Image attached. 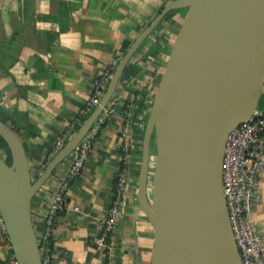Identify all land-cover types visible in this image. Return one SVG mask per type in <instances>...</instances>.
<instances>
[{"label":"crops","instance_id":"1","mask_svg":"<svg viewBox=\"0 0 264 264\" xmlns=\"http://www.w3.org/2000/svg\"><path fill=\"white\" fill-rule=\"evenodd\" d=\"M175 0H0V120L21 140L33 178L66 143L70 123L79 118L92 80L119 62L161 9ZM186 8L168 11L125 65L106 108L109 117L96 135L83 170L66 191L50 240V264H104V250L92 238L107 215L127 143L129 183L109 240L112 264H150L154 228L138 200V174L145 124L180 29ZM7 67L6 69H4ZM132 116L126 123L125 109ZM257 109H264V84ZM78 130V129H77ZM126 130L128 136L122 137ZM64 143V144H65ZM74 151L59 163L32 199L40 239L53 192ZM148 195H151V180ZM254 220L264 244V169ZM0 221V258L9 257Z\"/></svg>","mask_w":264,"mask_h":264},{"label":"water","instance_id":"2","mask_svg":"<svg viewBox=\"0 0 264 264\" xmlns=\"http://www.w3.org/2000/svg\"><path fill=\"white\" fill-rule=\"evenodd\" d=\"M178 8L187 10L141 146L138 200L154 228L150 264H242L222 191L223 155L228 134L250 119L263 88L264 0L166 4L119 60L100 103L36 178L21 140L0 120L11 157L8 164L0 155V218L17 264H42L35 193L106 107L133 53Z\"/></svg>","mask_w":264,"mask_h":264},{"label":"built area","instance_id":"3","mask_svg":"<svg viewBox=\"0 0 264 264\" xmlns=\"http://www.w3.org/2000/svg\"><path fill=\"white\" fill-rule=\"evenodd\" d=\"M116 65L117 62L112 63L93 78L92 92L86 99L79 118L83 114L89 115L100 103ZM131 116L128 105L124 113L126 123L129 122ZM108 117L109 109L105 107L76 146L70 166L50 198L43 221V232L41 238L38 239L42 264H50V240L54 232L56 217L66 206V191L71 182L81 174L94 139ZM77 122V119L73 120L68 127L72 131L70 138L78 129ZM121 135L126 138L128 132L124 130ZM64 143V140L59 137L55 151H58ZM122 149V166L116 178L112 203L107 215L98 222V232L92 238L93 245L104 250V264L113 263L109 236L116 223L121 198L129 183L127 143L122 145ZM154 158L153 155V163ZM263 169L264 109H256L248 121L241 123L228 134L223 155L222 191L242 264H264V244L253 217L254 208L261 199ZM11 263L17 264L13 254Z\"/></svg>","mask_w":264,"mask_h":264},{"label":"trees","instance_id":"4","mask_svg":"<svg viewBox=\"0 0 264 264\" xmlns=\"http://www.w3.org/2000/svg\"><path fill=\"white\" fill-rule=\"evenodd\" d=\"M1 64V62H0ZM7 67H5L4 69H6ZM0 155L6 160V162L8 164H10L11 161V157H10V152L8 149V146L5 142V140L0 136ZM11 256H12V252L11 250L9 251V257H7L6 259H1L0 258V264H12L11 263Z\"/></svg>","mask_w":264,"mask_h":264},{"label":"rangeland","instance_id":"5","mask_svg":"<svg viewBox=\"0 0 264 264\" xmlns=\"http://www.w3.org/2000/svg\"><path fill=\"white\" fill-rule=\"evenodd\" d=\"M154 151H155V146H154V144H153V154H154Z\"/></svg>","mask_w":264,"mask_h":264}]
</instances>
